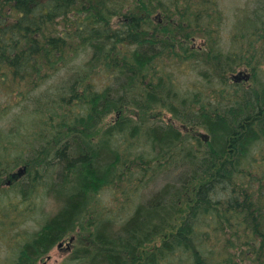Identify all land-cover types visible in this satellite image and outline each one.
<instances>
[{"label": "trees", "instance_id": "1", "mask_svg": "<svg viewBox=\"0 0 264 264\" xmlns=\"http://www.w3.org/2000/svg\"><path fill=\"white\" fill-rule=\"evenodd\" d=\"M161 1L132 0L121 7L119 0H0V115L80 50L90 52L85 67L54 97L56 121L41 129L50 126L49 150L56 148L52 143H63L55 157L62 164L61 178L68 181H60L54 192L61 204L57 214L22 246V264H34L30 258L83 220L91 226L95 246L88 264H264V212L251 210L259 206L253 194L262 189L254 187L263 179L249 169L254 146H264V92L240 96L239 83L224 82L225 87L203 93L176 83L172 68L197 55L187 39L200 15L214 36L219 12L212 1L211 11L190 8L192 27L170 12L154 23L149 14ZM263 6L253 12L258 24L264 23L258 13ZM120 13L124 18L112 25L111 18ZM252 38V53L264 54V34L254 32ZM204 56L211 67L220 62L217 53ZM253 58L255 70L264 56ZM98 72L107 73V82L96 84ZM209 73L198 72L203 79ZM158 108L188 131L153 119ZM128 110H137L133 118L120 116ZM108 116L112 119L105 122ZM197 127L205 129L208 140L191 132ZM4 161L9 179L12 163ZM175 168L178 179L126 209L119 227L108 211L100 219L97 195L104 187L114 193L121 189L123 206H130L139 183L147 186ZM19 179L11 178L8 186ZM156 239L159 243L146 251V243Z\"/></svg>", "mask_w": 264, "mask_h": 264}, {"label": "rangeland", "instance_id": "2", "mask_svg": "<svg viewBox=\"0 0 264 264\" xmlns=\"http://www.w3.org/2000/svg\"><path fill=\"white\" fill-rule=\"evenodd\" d=\"M212 1L216 4L219 12L218 23L220 25L216 27L217 32H214L215 35L212 36L209 31L205 30L210 25L207 26L208 20L204 21V13L201 14L199 26L193 29L187 39L191 52L197 55L192 56V61L191 59L188 60L190 64L182 63L181 68H172L176 83L180 84L182 88H195L203 93L212 89L218 90L219 88L216 87H225L224 82H227L229 86L239 83L238 92L240 96L263 94L264 60L254 70L255 59L253 57H261L264 54L255 55L252 53V46L254 45V38L252 37L254 32L260 33V35L264 34V23L258 24L260 18L254 19L253 14L255 9L260 5H264V0H261L260 3H258V0H162L159 4L156 2V6L149 16H151L152 22L161 23V21H164L166 13L170 12L168 14L170 17H173L176 21H181L182 25L187 23L192 27L196 24L193 20L195 13H190V8L195 9L204 6L206 9L208 8V11H211ZM131 2L132 0H119L118 4L123 7ZM258 13L260 16L262 15L261 18L264 20V6ZM123 18L124 14L120 13L113 16L110 23L118 25L117 23L121 22ZM209 41L212 42L211 46ZM207 44L209 47H207ZM89 53L87 49L80 50L77 56L71 62H68V65L62 66L50 75L47 74L36 90L22 97L16 96V105L9 112L0 115V163H5L4 159L11 161L9 173L26 165V162L30 163L27 164L28 171L22 178L10 186L5 184L0 186V264H22L19 256L22 246L31 242L34 233L44 227L61 207L60 201H58L54 192L59 187L60 181L65 182L68 179L66 176L61 178L62 164L55 155L61 149L63 143L51 144L52 147L56 146V153L55 149L49 150L50 144L47 143V140L53 139L51 132H49L50 126L46 129L43 128L44 130L41 129L46 123L48 125V123L56 121V112L53 110L54 97L58 91H63L64 87L74 79L79 70L85 67L86 61L90 57ZM205 53H217L220 62L211 67L210 64L204 62ZM201 71L211 72V74L209 73L207 79H203L198 74ZM239 71L250 73V79L248 81L241 80V82L235 81L232 76ZM93 78H95L96 84H104L107 82V73L98 72ZM226 95L229 94L226 93ZM209 96L216 100L213 95ZM136 112L137 110H128L120 116L133 118L132 114ZM152 112L151 116L153 119H157V122L173 124L183 132L188 131L166 109L158 108ZM111 119L112 117L108 116L105 122H109ZM102 129L103 126L100 127L99 133L102 132ZM195 129L191 132L195 134L206 133L205 129L201 127ZM16 157H19V160L15 164ZM263 157L264 146L256 144L250 157L249 169L260 173V177L263 179L262 184L257 182L254 187V190H256L257 187L261 186L262 190L253 192V199H258L259 206H253L251 210L257 213L260 212L255 209L256 207H260L261 212H264ZM4 167L0 164V181L2 183L5 182V177L8 175L4 171ZM178 174L179 170L171 169L168 172L159 174L147 186L139 183V189L133 191L134 198L130 206H123L125 195L121 192V189L114 193L112 189L104 187L97 195L102 208L100 219L105 218L108 211L107 213L110 216L114 217L115 220L118 219L115 226L119 227L125 219L128 209L147 201L148 197L166 182H173L178 179ZM135 186L134 189H136ZM121 188L124 190L123 186ZM128 188L129 185L125 186V189ZM254 190L250 189V191ZM93 209L96 210L95 206H93ZM96 213H100V210H96ZM180 215V219L173 221V226L176 225L177 227L180 223L184 214ZM93 220L98 219L93 217ZM88 225L87 220H83L79 225L76 224L74 230H69L56 242L57 244L63 242V248L55 245L36 264H43L44 261L46 264H88L95 247L89 237ZM159 241L156 239V241L146 243L145 250H149ZM68 245L70 248L66 249ZM46 256H50V258L48 259ZM23 263L26 264L27 261ZM167 264L175 263L173 261Z\"/></svg>", "mask_w": 264, "mask_h": 264}, {"label": "water", "instance_id": "3", "mask_svg": "<svg viewBox=\"0 0 264 264\" xmlns=\"http://www.w3.org/2000/svg\"><path fill=\"white\" fill-rule=\"evenodd\" d=\"M249 74L248 73H244L243 71H239L238 73L234 74L232 77L235 81H241V80H248L249 79ZM205 140L208 139V135H205V134H202L201 135ZM26 171V167L25 166H22V167H19L16 171L12 172L11 173V177L12 178H18V177H21ZM10 179L7 180V184L10 183Z\"/></svg>", "mask_w": 264, "mask_h": 264}, {"label": "flooded vegetation", "instance_id": "4", "mask_svg": "<svg viewBox=\"0 0 264 264\" xmlns=\"http://www.w3.org/2000/svg\"><path fill=\"white\" fill-rule=\"evenodd\" d=\"M72 238H73V237H72ZM72 238H71V240H72ZM55 245H58V247L63 248V242H59L58 244L55 243L54 246H55ZM54 246H52L51 248H49L45 253H41V254H37V255H35L34 259H31V260H34V264H36V262H38V261L43 257V255L46 254V253H48V251L51 250ZM68 247L70 248V246L68 245V246L66 247V249H67ZM46 257H47L48 259L50 258V256H46ZM43 264H46V262L44 261Z\"/></svg>", "mask_w": 264, "mask_h": 264}, {"label": "bare ground", "instance_id": "5", "mask_svg": "<svg viewBox=\"0 0 264 264\" xmlns=\"http://www.w3.org/2000/svg\"><path fill=\"white\" fill-rule=\"evenodd\" d=\"M255 19V18H254ZM261 23V22H260ZM257 26V25H256ZM251 28V27H250ZM254 29V28H253ZM215 81V80H214ZM234 82V81H233ZM200 83V82H199ZM114 84V83H113ZM210 84V83H209ZM205 85V84H204ZM242 85V84H241ZM231 86V85H230ZM259 86V85H258ZM219 88V87H218ZM249 88V87H248ZM261 88V87H260ZM206 89V88H205ZM258 89V88H257ZM233 101V100H232ZM51 106V105H50ZM42 122V121H41ZM41 122H39V123H41ZM36 124V123H35ZM151 124V123H150ZM192 131V130H191ZM186 134V133H185ZM197 135V134H196ZM184 137V136H183ZM186 138V137H185ZM192 144H194V143H192ZM187 146V145H186ZM190 148V147H189ZM195 149V148H194ZM151 158V157H150ZM177 158V157H176ZM179 159V158H178ZM126 161V160H125ZM179 161V160H178ZM154 165V164H153ZM159 167V166H158ZM161 168V167H160ZM155 169V168H154ZM176 169V168H175ZM152 172V171H151ZM180 172V171H179ZM155 173V172H154ZM179 175V174H178ZM174 182V181H173ZM38 185V184H37ZM46 185V184H45ZM115 186V185H114ZM46 187V186H45ZM103 193V192H102ZM31 194V193H30ZM36 195V194H35ZM121 195V194H120ZM123 195V194H122ZM243 195V194H242ZM100 196V195H99ZM33 197H34V195H33ZM96 197V196H95ZM126 197V196H125ZM124 197V198H125ZM28 199V198H27ZM98 199V198H97ZM133 199V198H132ZM56 201H57V199H56ZM98 202V201H97ZM62 203V202H61ZM96 203V202H95ZM30 208H32V207H30ZM36 208V207H35ZM35 211V210H34ZM37 213V212H36ZM55 213V212H54ZM102 213V212H101ZM46 214V213H45ZM57 214V213H56ZM98 214V213H97ZM97 214H96V216H97ZM113 214V213H112ZM115 214V213H114ZM110 215V214H109ZM131 215V214H130ZM108 216V215H107ZM45 217V216H44ZM126 217V216H125ZM51 218V217H50ZM124 219V218H123ZM118 220V219H117ZM109 227H111V226H109Z\"/></svg>", "mask_w": 264, "mask_h": 264}]
</instances>
